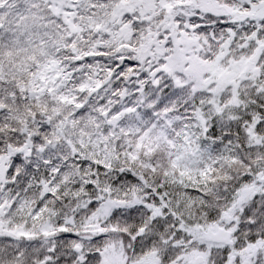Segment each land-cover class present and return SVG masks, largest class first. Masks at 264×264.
Here are the masks:
<instances>
[{"label": "snow or ice", "instance_id": "obj_1", "mask_svg": "<svg viewBox=\"0 0 264 264\" xmlns=\"http://www.w3.org/2000/svg\"><path fill=\"white\" fill-rule=\"evenodd\" d=\"M0 264H264V0H0Z\"/></svg>", "mask_w": 264, "mask_h": 264}]
</instances>
